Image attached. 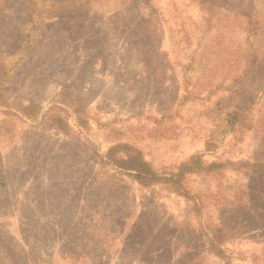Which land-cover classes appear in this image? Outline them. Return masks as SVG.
<instances>
[{"label":"rangeland","instance_id":"1","mask_svg":"<svg viewBox=\"0 0 264 264\" xmlns=\"http://www.w3.org/2000/svg\"><path fill=\"white\" fill-rule=\"evenodd\" d=\"M0 80L11 108L71 127L0 106V264H179L191 241L223 264L212 225L231 264H264V176L191 174L184 197L104 162L125 142L160 174L193 154L264 163V0H0Z\"/></svg>","mask_w":264,"mask_h":264},{"label":"trees","instance_id":"2","mask_svg":"<svg viewBox=\"0 0 264 264\" xmlns=\"http://www.w3.org/2000/svg\"><path fill=\"white\" fill-rule=\"evenodd\" d=\"M2 92V80H0V106L8 109L2 110L3 114L14 115L18 118H25L27 120H35L41 117L44 118L49 129H54L64 135L70 134L71 127L67 120L56 111L59 107L50 106L45 112H42V107L38 103L31 102L27 104L17 103L11 108V104L4 98ZM9 107L14 110V113L11 112ZM74 112L79 115L80 125L87 128V122L81 116L82 109L76 108ZM229 118L231 120V125L235 123L244 124L245 122L243 114L238 112L230 114ZM9 124L11 125L9 126ZM3 128L5 130H3ZM0 130H2L3 135L11 136L15 131L13 121L3 120L0 125ZM205 146L207 150H210V143H207ZM104 162L110 164V166L120 172L126 173V175L130 176L134 182L142 187L146 188L155 184H162L168 187L172 193L184 197L189 195V192L186 190L185 181L187 176L191 174L217 177V180H220L226 171H251L264 176V163L262 162L230 159L207 162L201 154L190 155L187 159L181 161L175 169L160 174L155 170L153 165L145 159L142 151L138 147L125 142H117L111 145L104 154ZM108 178H113V176L110 175ZM244 194L245 191L241 193V195ZM233 205H235L237 209H240L241 205ZM243 205L244 207H248L245 202ZM209 229L211 236L206 248L207 253L223 261V264H231V262L228 261L225 251L222 249L227 238L225 230L218 225H212ZM179 264H203V255L197 251L196 242L191 241L189 245L181 251Z\"/></svg>","mask_w":264,"mask_h":264}]
</instances>
